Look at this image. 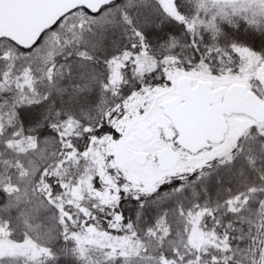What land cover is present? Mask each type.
Here are the masks:
<instances>
[{
    "label": "snow or ice",
    "instance_id": "1",
    "mask_svg": "<svg viewBox=\"0 0 264 264\" xmlns=\"http://www.w3.org/2000/svg\"><path fill=\"white\" fill-rule=\"evenodd\" d=\"M0 264H264V0H0Z\"/></svg>",
    "mask_w": 264,
    "mask_h": 264
}]
</instances>
